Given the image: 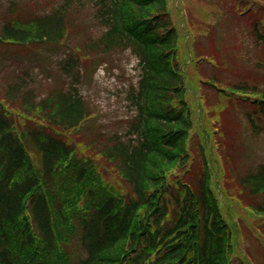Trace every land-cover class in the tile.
I'll return each mask as SVG.
<instances>
[{"label":"trees","instance_id":"trees-1","mask_svg":"<svg viewBox=\"0 0 264 264\" xmlns=\"http://www.w3.org/2000/svg\"><path fill=\"white\" fill-rule=\"evenodd\" d=\"M0 21V52L76 42L67 87L2 83L0 264H264V161L239 165L264 135V0L9 3ZM120 55L138 72L125 127L87 134L83 74Z\"/></svg>","mask_w":264,"mask_h":264},{"label":"rangeland","instance_id":"rangeland-1","mask_svg":"<svg viewBox=\"0 0 264 264\" xmlns=\"http://www.w3.org/2000/svg\"><path fill=\"white\" fill-rule=\"evenodd\" d=\"M18 3L17 7H21L25 13L44 11L50 7L61 3V0H15ZM8 7L7 0H0V16L3 17ZM86 12L82 9H75V24H82ZM1 25V23H0ZM82 32L78 31L77 40H82ZM71 37L67 44L72 45L74 39ZM46 53L47 49H43ZM60 53H64L61 49ZM9 53H7L8 55ZM0 55V88L3 82H6L10 74L17 72L19 68L26 65L27 62L18 60L19 55L10 52V55ZM41 56V55H40ZM1 57L4 60L1 61ZM62 58V57H61ZM30 62V61H29ZM54 62V61H53ZM53 62L48 67L39 66L36 74H39V79H35V89L40 94H45L46 91L52 88L56 81L58 71ZM31 63V62H30ZM32 64V63H31ZM136 62L128 55H120L113 57H98L92 64V69L83 75L81 91L83 96L90 102L93 115L95 118L88 122L87 134L93 132L97 134L121 132L125 127V118L128 117V103L126 101V92L129 85L137 82V72H134ZM48 68V69H47ZM3 85V84H2ZM1 94V92H0ZM84 131V132H85ZM106 134V135H107ZM242 148L245 149V158L240 162V168H246L254 164L264 161V135L259 138L245 137ZM255 264H258L255 262Z\"/></svg>","mask_w":264,"mask_h":264}]
</instances>
